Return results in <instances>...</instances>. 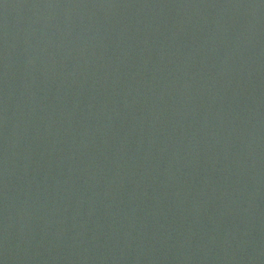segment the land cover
Here are the masks:
<instances>
[{
    "label": "water",
    "instance_id": "95a60500",
    "mask_svg": "<svg viewBox=\"0 0 264 264\" xmlns=\"http://www.w3.org/2000/svg\"><path fill=\"white\" fill-rule=\"evenodd\" d=\"M0 264H264V0H0Z\"/></svg>",
    "mask_w": 264,
    "mask_h": 264
}]
</instances>
